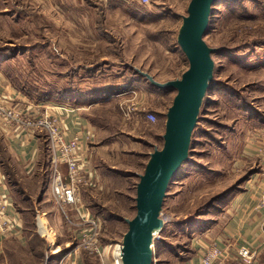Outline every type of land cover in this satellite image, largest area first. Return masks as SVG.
Here are the masks:
<instances>
[{"label": "rangeland", "instance_id": "1", "mask_svg": "<svg viewBox=\"0 0 264 264\" xmlns=\"http://www.w3.org/2000/svg\"><path fill=\"white\" fill-rule=\"evenodd\" d=\"M103 1L102 11L92 6L101 4L99 0H0V75L25 98L48 92L45 102L64 99L86 118L89 168L96 186L82 190V205L99 219L104 261L113 264L114 250L127 230L123 219L135 214L138 174L153 147L162 145L163 115L175 95L143 78L130 86L118 74L128 66L158 81L181 76L188 62L176 34L189 0ZM212 8L204 39L216 49L214 81L193 132L190 162L166 192L164 226L153 244L154 264H185L194 256L195 241L211 240L202 235L215 228L227 203V198H214L254 166L256 150L264 145L256 142L264 131L256 116L264 102V0H219ZM118 83L124 91H91ZM57 90L72 95L60 98ZM150 112L155 122L146 120ZM245 147L254 155L243 154ZM39 163L38 176L25 179L27 191L21 186L14 191L26 240L21 244L9 239L0 246V264H42L56 246L66 254L76 245V226L45 188L47 167L41 168V159ZM39 188H45L41 194ZM46 191L48 196L43 195ZM65 211L71 222H78L73 208ZM79 254L82 261L97 259Z\"/></svg>", "mask_w": 264, "mask_h": 264}, {"label": "water", "instance_id": "2", "mask_svg": "<svg viewBox=\"0 0 264 264\" xmlns=\"http://www.w3.org/2000/svg\"><path fill=\"white\" fill-rule=\"evenodd\" d=\"M219 0H189L181 17L176 43L188 62L180 77L158 81L148 72H135L155 89L174 91L164 114L161 147L154 146L138 174L132 218H124L127 230L120 243L121 264H154V240L164 220L166 192L181 165L189 160L193 132L198 124L207 91L214 81L216 51L204 39L209 28L212 6ZM234 1V0H231Z\"/></svg>", "mask_w": 264, "mask_h": 264}, {"label": "built area", "instance_id": "3", "mask_svg": "<svg viewBox=\"0 0 264 264\" xmlns=\"http://www.w3.org/2000/svg\"><path fill=\"white\" fill-rule=\"evenodd\" d=\"M145 3L147 0H139ZM36 106L35 112L16 107L13 101L4 99L0 95V122L9 130H21L31 135L44 134L47 144L49 162L47 166L48 189L54 203L60 208L67 221L76 226L74 233L75 247L66 254L56 258L58 247L48 252L43 264H76L80 252L98 259L99 264H105L104 248L100 244L101 223L93 217L82 205L81 193L86 188L96 186L94 175L89 168L90 151L86 145L88 134L75 133L68 137L62 125L61 117L56 113L55 105ZM156 115L146 114V120L156 121ZM259 156L264 155V145L257 149ZM260 206L264 207V193L260 199ZM76 210L79 221L69 220L65 208ZM15 209L8 203V198L0 194V237L16 236L18 229L12 217ZM199 245V264H254L258 257V250L247 246H220L219 240L211 239L207 242L197 240ZM120 246L114 250L113 264L119 259Z\"/></svg>", "mask_w": 264, "mask_h": 264}, {"label": "crops", "instance_id": "4", "mask_svg": "<svg viewBox=\"0 0 264 264\" xmlns=\"http://www.w3.org/2000/svg\"><path fill=\"white\" fill-rule=\"evenodd\" d=\"M99 1L101 4L92 6L96 10L103 11L106 4L103 0ZM102 22H104V19H102ZM0 95L4 99L13 101L16 107L31 112L37 110L36 106L40 107L39 110H41L43 106L55 105V111L61 117L62 125L68 137L75 133L88 134L86 131V118L80 114L81 110L78 107H72L69 101H62L58 104L48 102L34 103L32 100L25 98L14 87L9 86L1 75ZM257 111L258 121L261 123V118H264V102H262V108L257 109ZM262 136H264V131H262L256 141L257 145L261 141L264 142V137ZM0 143L4 146L7 154L6 159L0 160V194L6 195L8 203L15 209L12 220L18 229L16 236L0 237V246L5 245L9 239H15L23 244L26 240L25 228L21 212L17 211L15 207L14 191L21 186L22 190L26 192L28 187L25 179L31 177L35 179L38 176L41 145L37 135H31L21 130H9L1 122ZM245 149L243 154L247 155V157L254 155V152L247 147ZM254 162L256 170L240 186L239 190L232 192L227 197L226 207L221 212L219 221L215 223V228L210 230L209 234L205 233L202 236L207 235L209 239L219 240L220 246L237 247L243 245L256 249L258 250V257L254 264H264V207L260 206V199L262 193H264V155L259 156V158L255 157ZM37 183L35 185L34 182V192H36ZM48 194L47 191L43 193L44 196H48ZM74 217L79 221L76 210H74ZM193 245L195 248L194 256L185 264H199L198 249L200 243L198 244L195 241ZM118 260L117 264H121V259ZM76 264H83L81 257H79Z\"/></svg>", "mask_w": 264, "mask_h": 264}, {"label": "trees", "instance_id": "5", "mask_svg": "<svg viewBox=\"0 0 264 264\" xmlns=\"http://www.w3.org/2000/svg\"><path fill=\"white\" fill-rule=\"evenodd\" d=\"M100 21H102V19H100ZM100 65H102V63L101 64H97V68H99L100 67ZM119 68L120 67H122V66H125V65H121V64H119V65H117ZM125 68V71H124V73H120V74H118L119 75V79H125V78H127L128 80H129V82H130V86H132L136 81H139V80H141L142 79V77H140L134 70H132L130 67H128V66H125L124 67ZM126 72V73H125ZM128 72H130V75L127 77L126 76V74L128 73ZM213 84V83H212ZM212 84L210 85V87H209V89H208V91H207V93L209 92V90H210V88H211V86H212ZM124 84L123 83H118V84H110V86L109 85H107L104 89H99V87L98 86H94L93 87V89L91 90V91H93L94 93H98V92H105V91H115V92H119V91H124L125 90V88L126 87H124L123 86ZM128 85V86H129ZM127 86V87H128ZM70 91V90H69ZM90 91V92H91ZM50 93H46V92H44L43 91V93L41 94V96H40V98H38V99H34L33 98V96H29L28 95V97L33 101V100H35V102L34 103H39V102H45V101H47L48 100V98L50 97V95H49ZM54 94H58L59 96H60V98H62V96L64 97V95L65 96H70V95H72V94H70L69 95V93L68 92H60V91H55L54 92ZM207 95V94H206ZM65 98V97H64ZM63 101H64V99H63ZM62 102V101H61ZM164 116V115H163ZM257 116V115H256ZM200 119V118H199ZM261 125H264V118H261ZM198 125V124H197ZM38 138H39V141H40V145H41V156H40V159L42 160V169H46V167L48 166V162H49V155H48V149H47V144H46V141H45V137H44V134H38ZM41 136V137H40ZM192 137H193V135H192ZM162 140V139H161ZM2 144L0 143V150H1V153L3 152L4 153V155L1 157V154H0V160H4V159H6L7 158V154H6V151L4 150V146L2 145ZM190 162V160H188V161H186V162H184L182 165H181V167H180V169L178 170V172L176 173V175L174 176V178L179 174V172H180V170H181V168L183 167V165L184 164H187V163H189ZM256 170V168L253 166V167H250L247 171H246V174L244 175V176H242L241 177V179H239L238 181H237V184H235L234 186H231V187H229V189L228 190H225L223 193H221V194H219L216 198H214V201L216 200H220L221 198L223 199L224 198V200L232 193V192H234L235 191V189H236V187L239 185V184H241V183H244L249 177H250V175L254 172ZM237 185V186H236ZM48 187V183L46 184V187L45 188H47ZM44 188V189H45ZM43 189V190H44ZM42 189H40L39 188V192H42L43 191ZM63 253H59L57 256H56V258H58L59 256H61ZM86 256V255H85ZM94 257V256H93ZM96 258V257H95ZM48 264V263H47ZM83 264H99V261H98V259H88V258H84V260H83Z\"/></svg>", "mask_w": 264, "mask_h": 264}, {"label": "bare ground", "instance_id": "6", "mask_svg": "<svg viewBox=\"0 0 264 264\" xmlns=\"http://www.w3.org/2000/svg\"><path fill=\"white\" fill-rule=\"evenodd\" d=\"M119 259H120V252H119Z\"/></svg>", "mask_w": 264, "mask_h": 264}]
</instances>
